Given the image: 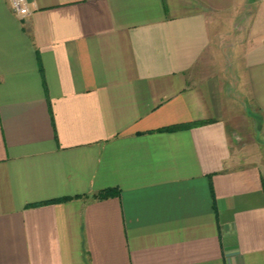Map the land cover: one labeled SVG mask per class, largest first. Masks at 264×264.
Here are the masks:
<instances>
[{"label": "crops", "instance_id": "1", "mask_svg": "<svg viewBox=\"0 0 264 264\" xmlns=\"http://www.w3.org/2000/svg\"><path fill=\"white\" fill-rule=\"evenodd\" d=\"M25 1L0 0V264H264V0Z\"/></svg>", "mask_w": 264, "mask_h": 264}, {"label": "built area", "instance_id": "2", "mask_svg": "<svg viewBox=\"0 0 264 264\" xmlns=\"http://www.w3.org/2000/svg\"><path fill=\"white\" fill-rule=\"evenodd\" d=\"M9 4L15 15L25 17L29 14L25 0H9Z\"/></svg>", "mask_w": 264, "mask_h": 264}, {"label": "rangeland", "instance_id": "3", "mask_svg": "<svg viewBox=\"0 0 264 264\" xmlns=\"http://www.w3.org/2000/svg\"><path fill=\"white\" fill-rule=\"evenodd\" d=\"M223 55H225V57H223V58H225V60L227 61V60L229 59L230 55H231V52L228 51V52H226L225 54L223 53ZM218 69H219V68H213V67H212V68H209V70H210L209 73H211V72H212L213 74H214L215 72L218 73ZM237 69H239L238 66L233 64L232 67L230 66V68H228V74H229V75H232V76H235L234 73L236 72L235 70H237ZM219 70H220V69H219ZM227 84L229 85V83H227ZM228 85H227V86H228Z\"/></svg>", "mask_w": 264, "mask_h": 264}, {"label": "trees", "instance_id": "4", "mask_svg": "<svg viewBox=\"0 0 264 264\" xmlns=\"http://www.w3.org/2000/svg\"><path fill=\"white\" fill-rule=\"evenodd\" d=\"M177 129V128H176ZM111 190H106L104 192H100L99 194H97L95 196V198H98V199H103V198H107L110 194H111Z\"/></svg>", "mask_w": 264, "mask_h": 264}]
</instances>
